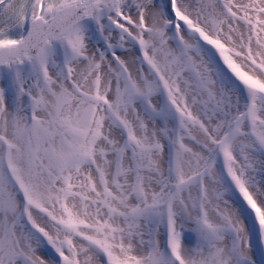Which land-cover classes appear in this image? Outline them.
<instances>
[{"label":"bare ground","instance_id":"1","mask_svg":"<svg viewBox=\"0 0 264 264\" xmlns=\"http://www.w3.org/2000/svg\"><path fill=\"white\" fill-rule=\"evenodd\" d=\"M88 3L129 34L102 19L100 37L73 29L48 40L17 85L13 62L0 64V264H58L54 248L62 264H178L175 255L180 264H254L247 209L211 162L247 103L195 36L173 33L169 12L226 43L264 86V0ZM255 106L260 138L241 128L229 148L233 174L264 216V106ZM39 169L65 216L46 200Z\"/></svg>","mask_w":264,"mask_h":264},{"label":"rangeland","instance_id":"2","mask_svg":"<svg viewBox=\"0 0 264 264\" xmlns=\"http://www.w3.org/2000/svg\"><path fill=\"white\" fill-rule=\"evenodd\" d=\"M245 50V49H244ZM251 51V50H250ZM157 52L159 53L160 51H158L157 50ZM248 54H250V53H248ZM164 54L163 53H161V55L160 56H162L161 58H162V60H165V56H163ZM249 56V55H248ZM186 67V66H185ZM183 91V90H182ZM181 93V92H180ZM182 94V93H181ZM184 95V94H183ZM61 107V106H60ZM55 110H56V108H55ZM57 111L58 112H60V114L61 113H63L62 111H68L69 112V114L72 112L71 110H67V109H65L64 110V108H57ZM66 114V113H65ZM72 115V114H71ZM77 127V126H76ZM67 129L68 130H73L71 127H69V126H67ZM79 129V128H78ZM79 130H77V132H78ZM58 142H59V140H57V142H56V144L58 145ZM52 143H54V142H52ZM67 143H69L68 144V147H70V148H72V147H76V145H74L73 144V142L72 141H69V140H67ZM53 146V145H52ZM77 148V147H76ZM55 150H57V148L56 149H54L52 152H55ZM69 151H68V148H65V150H64V160H67L68 159V157H67V155L69 154L68 153ZM34 165V164H33ZM38 173H39V175H41V177H42V180L44 181V184H46V185H52V183L53 184H55L54 182V180L51 178V177H47L46 178V176H45V174H44V172H43V170H41V169H39L38 170ZM42 181V182H43ZM53 181V182H52ZM49 188H51L50 186H49ZM51 191H52V188H51ZM57 198H58V193H55V192H50L49 193V195H47V199L46 200H48L50 203H52V206H54L55 208V210L60 214V216L62 215V216H65V214L63 213V211L59 208V206H58V204H57ZM82 211L81 210H79V209H77L76 211H75V214H74V216H79L80 215V217L81 218H83V216H82ZM135 227H137V225H135ZM140 229V228H139ZM14 255V254H13ZM15 257V256H14Z\"/></svg>","mask_w":264,"mask_h":264}]
</instances>
